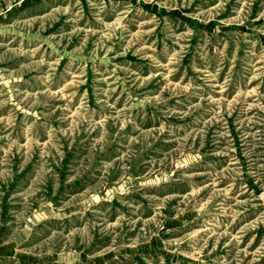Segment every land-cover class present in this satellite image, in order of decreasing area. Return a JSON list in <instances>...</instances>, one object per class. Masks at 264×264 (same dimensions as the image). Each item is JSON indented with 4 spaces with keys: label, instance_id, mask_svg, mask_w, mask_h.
<instances>
[{
    "label": "rangeland",
    "instance_id": "374dc122",
    "mask_svg": "<svg viewBox=\"0 0 264 264\" xmlns=\"http://www.w3.org/2000/svg\"><path fill=\"white\" fill-rule=\"evenodd\" d=\"M0 264H264V0H0Z\"/></svg>",
    "mask_w": 264,
    "mask_h": 264
}]
</instances>
